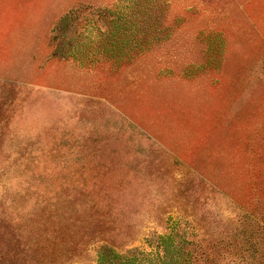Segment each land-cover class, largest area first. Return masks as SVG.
<instances>
[{"label": "rangeland", "instance_id": "1", "mask_svg": "<svg viewBox=\"0 0 264 264\" xmlns=\"http://www.w3.org/2000/svg\"><path fill=\"white\" fill-rule=\"evenodd\" d=\"M104 245L264 264V0H0V252Z\"/></svg>", "mask_w": 264, "mask_h": 264}, {"label": "trees", "instance_id": "2", "mask_svg": "<svg viewBox=\"0 0 264 264\" xmlns=\"http://www.w3.org/2000/svg\"><path fill=\"white\" fill-rule=\"evenodd\" d=\"M81 11V9H76L71 11L69 14H67L66 16H64V18L61 20L62 26L67 24V21L73 19L76 20L77 19V14L78 12ZM70 43H72L70 41ZM60 49H64V48H60ZM72 48L69 47L68 50L65 51L64 54H68L70 55V53L72 52ZM162 242L165 244L168 243L167 239H165V237H161ZM164 250H166V254L164 253L162 255H150L147 253H143L140 252L138 250L135 249H130L127 251V254L125 255H120L116 252L115 249L109 247V246H103L101 249V252L98 254V259L96 264H109L108 262H112L113 256L115 258H117V261L114 264H193L192 263V258L190 256H178L175 259H170L168 260L166 258L167 253L169 252V249L165 246ZM179 249V252L184 250V247L178 248L175 247L174 248ZM10 253H1L0 252V264H7L6 263V258H8V256H10ZM15 255V254H12ZM119 260V261H118ZM112 264V263H111ZM256 264H258V261H256Z\"/></svg>", "mask_w": 264, "mask_h": 264}]
</instances>
